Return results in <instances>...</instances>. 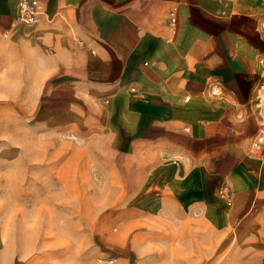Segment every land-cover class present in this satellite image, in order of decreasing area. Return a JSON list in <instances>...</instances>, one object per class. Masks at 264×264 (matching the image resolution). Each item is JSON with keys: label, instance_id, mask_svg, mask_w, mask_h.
Returning <instances> with one entry per match:
<instances>
[{"label": "crops", "instance_id": "crops-1", "mask_svg": "<svg viewBox=\"0 0 264 264\" xmlns=\"http://www.w3.org/2000/svg\"><path fill=\"white\" fill-rule=\"evenodd\" d=\"M19 1L0 0V31L47 53L68 106L46 118L101 133L126 203L181 227L176 258L264 264V0H28L34 27L14 23Z\"/></svg>", "mask_w": 264, "mask_h": 264}, {"label": "rangeland", "instance_id": "rangeland-1", "mask_svg": "<svg viewBox=\"0 0 264 264\" xmlns=\"http://www.w3.org/2000/svg\"><path fill=\"white\" fill-rule=\"evenodd\" d=\"M5 32L0 31V251L15 264H96L109 257L113 264H192L176 258L182 230L175 220L126 203L127 180L122 183L113 170L121 155L113 157L101 133L82 132L80 116L78 127L63 117L56 121L60 126L46 118L68 106L48 95L57 78L43 65L47 53L34 51L27 34L4 37ZM67 155L75 158L72 171H55Z\"/></svg>", "mask_w": 264, "mask_h": 264}, {"label": "built area", "instance_id": "built-area-1", "mask_svg": "<svg viewBox=\"0 0 264 264\" xmlns=\"http://www.w3.org/2000/svg\"><path fill=\"white\" fill-rule=\"evenodd\" d=\"M39 13V6L37 3L29 2L28 0H20L18 3V11L14 17V23L21 26L34 27L38 23ZM4 36H6V34H4ZM255 101L257 110L264 114V78L257 90ZM262 143H264V133L257 135L253 147L256 148ZM114 261V258L109 257L104 261L97 259L96 264H113Z\"/></svg>", "mask_w": 264, "mask_h": 264}]
</instances>
